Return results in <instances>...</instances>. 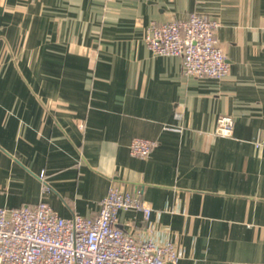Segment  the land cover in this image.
I'll return each instance as SVG.
<instances>
[{"label": "crops", "instance_id": "1", "mask_svg": "<svg viewBox=\"0 0 264 264\" xmlns=\"http://www.w3.org/2000/svg\"><path fill=\"white\" fill-rule=\"evenodd\" d=\"M190 12L220 23V80L145 44ZM134 137L158 145L133 157ZM112 185L153 209L117 224L175 264L264 263V0H0V207L92 217Z\"/></svg>", "mask_w": 264, "mask_h": 264}, {"label": "built area", "instance_id": "2", "mask_svg": "<svg viewBox=\"0 0 264 264\" xmlns=\"http://www.w3.org/2000/svg\"><path fill=\"white\" fill-rule=\"evenodd\" d=\"M219 26L205 14L190 12L183 19L151 22L144 41L156 55L179 57L185 77L220 80L228 74L229 64L216 37ZM174 115L179 117L178 112ZM232 127V119L222 115L213 134L229 137ZM157 145L156 140L134 137L129 153L146 158ZM39 177L42 180L43 173ZM130 209L142 211L145 220L153 212L140 190L123 191L115 185L100 199L92 217L63 218L44 201L0 207V264H175L182 252L173 241L136 238L117 224L118 212Z\"/></svg>", "mask_w": 264, "mask_h": 264}]
</instances>
